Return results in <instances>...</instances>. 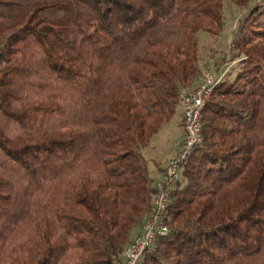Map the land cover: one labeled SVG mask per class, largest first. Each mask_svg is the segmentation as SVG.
Masks as SVG:
<instances>
[{
  "label": "trees",
  "instance_id": "trees-1",
  "mask_svg": "<svg viewBox=\"0 0 264 264\" xmlns=\"http://www.w3.org/2000/svg\"><path fill=\"white\" fill-rule=\"evenodd\" d=\"M223 27L222 0H0V264H123L155 193L142 150ZM231 51L142 264H264V3Z\"/></svg>",
  "mask_w": 264,
  "mask_h": 264
},
{
  "label": "built area",
  "instance_id": "built-area-1",
  "mask_svg": "<svg viewBox=\"0 0 264 264\" xmlns=\"http://www.w3.org/2000/svg\"><path fill=\"white\" fill-rule=\"evenodd\" d=\"M224 74L202 70L198 78L183 89L178 98L182 116V138L175 154L161 172V180L155 185L151 208L140 226V231L132 238L123 252V264H142L146 255L154 248L156 239L168 233L166 212L170 193L181 180L184 164L202 144V111L209 101L214 88L222 83Z\"/></svg>",
  "mask_w": 264,
  "mask_h": 264
},
{
  "label": "rangeland",
  "instance_id": "rangeland-1",
  "mask_svg": "<svg viewBox=\"0 0 264 264\" xmlns=\"http://www.w3.org/2000/svg\"><path fill=\"white\" fill-rule=\"evenodd\" d=\"M263 3L264 0H256L250 3L248 8L240 9L230 4L228 0H222L224 27L221 34L213 37L204 32L198 33L201 71L211 70L217 74H224V80L234 78L239 68V59L232 60L231 41L237 23L246 15L248 9ZM181 121L180 107H177L175 116L159 129L149 145L142 150L150 170L154 167L164 168L167 164L166 159L173 155L182 138Z\"/></svg>",
  "mask_w": 264,
  "mask_h": 264
},
{
  "label": "crops",
  "instance_id": "crops-1",
  "mask_svg": "<svg viewBox=\"0 0 264 264\" xmlns=\"http://www.w3.org/2000/svg\"><path fill=\"white\" fill-rule=\"evenodd\" d=\"M177 146H178V144H177ZM175 151H176V149H175ZM175 151H174L173 155H171L170 157H168V158L166 159V163L168 162V160H169L171 157L174 156ZM163 166H164V165H163ZM162 169H163L162 166H161V167H154V168H152L151 170L149 169V171H150V175H151V177H152L153 180H154V185H155L159 180H161V177H162V175H161ZM139 231H140V230H139ZM139 231H138V232H139Z\"/></svg>",
  "mask_w": 264,
  "mask_h": 264
}]
</instances>
